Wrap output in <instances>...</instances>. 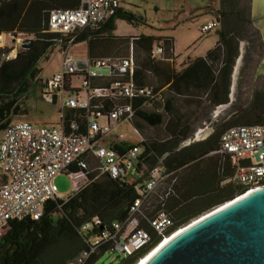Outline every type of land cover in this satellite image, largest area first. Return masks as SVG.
Listing matches in <instances>:
<instances>
[{"label": "trees", "instance_id": "obj_1", "mask_svg": "<svg viewBox=\"0 0 264 264\" xmlns=\"http://www.w3.org/2000/svg\"><path fill=\"white\" fill-rule=\"evenodd\" d=\"M83 1L0 0V34L16 31L33 35L37 39L33 47L20 50L17 58L12 60L7 59L9 50L0 48V132L4 133L14 124L15 117L29 116L37 110V104L30 106L29 102L32 97L36 95L38 99L41 94L37 79L42 74L41 63L49 60L52 49L64 41L61 36L47 32L51 13L78 9ZM219 1L221 9L218 20L221 29L218 32V44L205 57L189 59L180 71L172 65L173 39L164 40L165 54L167 49L168 55L162 59H153L152 52L157 39L148 36L132 38L138 67L135 82L150 86L148 83L151 75H155L163 79L159 82L162 88L169 86L170 91L176 94L194 96L193 90L202 91L198 96H205L212 103L208 111L227 101L229 76L238 57L239 42L241 39L259 36L257 29L252 31L253 24L248 10L242 6L243 0ZM118 20L134 23L137 18L121 8L109 22L89 33L92 36L90 41L89 35L84 34L76 43L87 42L91 58L108 54L98 52L99 48L106 47L109 50L108 47L119 49L126 43L130 45L129 38L112 35L117 29ZM104 41H108L105 46L102 44ZM258 44V48L261 47V42ZM173 103L174 99L169 97V113L173 111ZM85 117L84 110L72 109L66 112L65 118L67 123H82L81 129L84 131ZM140 117L152 127L163 124L161 113L142 112ZM200 124H182L179 120L170 136L161 142L146 143L140 163L132 175L134 181L114 180L108 175L90 173L89 184L79 194L68 200L48 202L41 220L12 222L6 234L0 238V264H69L88 248L86 240L99 233L95 229L83 234L82 226L96 218L105 223H125L130 220L132 208L139 199L137 185L143 184L159 166L173 174L143 203L138 213H144L145 218L138 219L137 227L149 232L153 242L129 258L119 255L123 259L120 264H138L162 242V237L150 223L159 215L166 214L172 220V233L244 195L245 190L232 183H224L234 174L230 159L216 153L224 132L188 145L183 144L193 139ZM240 125H264V94L261 91L256 93L254 104L238 115L232 127ZM119 147L128 149L131 144L118 145V150ZM144 163L147 165L145 172ZM74 170L80 171L77 166ZM109 251L101 250L87 264L96 263Z\"/></svg>", "mask_w": 264, "mask_h": 264}, {"label": "built area", "instance_id": "obj_2", "mask_svg": "<svg viewBox=\"0 0 264 264\" xmlns=\"http://www.w3.org/2000/svg\"><path fill=\"white\" fill-rule=\"evenodd\" d=\"M122 8V0H84L75 10H58L51 13L48 33L61 36L57 44L63 53L60 72L51 78L41 79V96L48 103L61 101L60 121L54 126L38 127L30 122L10 125L0 141V238L14 221H39L45 214L48 202L65 200L60 197L56 178L66 175L73 182L71 194H79L89 184V174L98 172L114 180L134 181L132 175L145 151L146 139L133 143L122 139L117 129L125 122L139 121L140 113L169 114L167 91L169 87L155 88L135 82L137 64L134 50L127 57L75 58L70 48L84 35L89 34L114 18ZM220 27L217 19L202 26V35ZM37 39L19 32L0 34V48L8 49L7 59L17 58L20 50H28ZM134 47V41L131 42ZM134 49V48H133ZM15 54V56H13ZM165 56L163 46L154 49L152 58ZM161 58V59H162ZM84 110L82 123L66 121V112ZM107 120L101 124L100 120ZM131 144L120 150L118 145ZM230 159L233 176L224 183H232L246 193L264 187V125H240L229 128L221 137L219 151ZM92 163H96L94 169ZM78 167L80 171L74 170ZM173 173L159 166L143 184L137 185L139 199L125 223H105L99 218L86 223L81 233L98 229L99 233L86 240L88 248L69 264H87L93 255L107 249L129 258L149 247L152 236L144 229L127 227L136 223L132 217L140 213L143 203ZM85 179V184L82 181ZM245 193V194H246ZM162 241L173 235L174 223L166 214L151 222Z\"/></svg>", "mask_w": 264, "mask_h": 264}, {"label": "rangeland", "instance_id": "obj_3", "mask_svg": "<svg viewBox=\"0 0 264 264\" xmlns=\"http://www.w3.org/2000/svg\"><path fill=\"white\" fill-rule=\"evenodd\" d=\"M122 2V8L129 14L136 16L137 20L134 23L118 20L117 29L112 35L119 38H129L131 40L130 45L126 43L120 46V51L112 47H108L109 50L106 47L99 48L98 52H106L108 54L104 56L100 55L96 58L127 57L131 54L132 50H134L136 56V47L134 46V49L131 47V42L134 41L132 38L141 36L153 37L157 39L155 49L160 46L165 48L164 40L171 38L175 41L174 61L172 65L180 71L189 59L195 60L205 57L219 42L218 32L221 26L208 35H202L201 33L202 26L214 19L218 20V13L221 9L219 0H122ZM242 6L248 10L253 24V0H243ZM254 28L253 25L252 31H255ZM257 36L259 38L253 36L252 38L241 39L239 42L238 57L229 76L230 85L227 101L214 106L213 110L208 111V107L212 103L205 96H198L202 91L193 90V96L179 95L169 89L167 91L168 97L174 99L173 111L168 115L163 114V124L158 127H152L141 118L135 124L125 122L123 126L117 129V132L122 134V139L133 143H140L142 137L137 131V128H139L142 136L147 141L146 143L149 141L161 142L162 139L170 136V132L179 120L182 124L189 125L200 122L201 124L193 134V137L198 135L200 131H203L201 134L203 139H207L219 132H225L231 128L233 123L238 119V115L247 111L254 104L256 93L261 91L264 94V75L258 74L264 59V47L259 32H257ZM258 42H261V47L259 48ZM107 43L108 41L102 42L104 46ZM167 51L166 49V56L168 55ZM69 55L75 58L87 57L89 55L88 43H76L70 48ZM161 58L162 56L159 55L158 59ZM62 62L63 53L57 45L52 49L49 60L41 63L42 74L38 75L37 78L39 89L41 88V79L51 78L60 72ZM162 80L159 76L151 75L148 85L162 88V85L159 83ZM29 103L30 106L31 104L33 106L37 104V110L29 116L15 117L13 120L14 124L31 122L41 126L59 123L61 101H57L54 105L44 100L40 94L38 99L36 95L32 97ZM100 123L107 124V120L101 119ZM2 137L3 133L0 132V140ZM187 143H190V141L187 140L183 144L187 145ZM95 166L96 163H92L91 168L94 169ZM145 168H147V165L144 163V172ZM93 174L98 175V172H94ZM55 182L59 188L60 197L66 199V195L71 194L73 189L72 180L66 175H60L56 178ZM82 182L84 185L85 179ZM143 214H136L132 217L133 220H136V223H132L127 227V234L134 227L138 226V219L140 217L145 218ZM122 260L118 253L109 251L94 264H120Z\"/></svg>", "mask_w": 264, "mask_h": 264}, {"label": "water", "instance_id": "obj_4", "mask_svg": "<svg viewBox=\"0 0 264 264\" xmlns=\"http://www.w3.org/2000/svg\"><path fill=\"white\" fill-rule=\"evenodd\" d=\"M252 20L264 45V0H253ZM259 73L264 75V59ZM202 133L190 143L204 140ZM163 242L140 264H264V187L215 208Z\"/></svg>", "mask_w": 264, "mask_h": 264}, {"label": "bare ground", "instance_id": "obj_5", "mask_svg": "<svg viewBox=\"0 0 264 264\" xmlns=\"http://www.w3.org/2000/svg\"><path fill=\"white\" fill-rule=\"evenodd\" d=\"M171 236H172V235L166 237L163 241H164V242L169 241V239H170ZM163 241H162V242H163ZM162 242H161V243H162ZM164 242H163V243H164ZM153 250H154V249H153ZM147 256H148V255H147ZM144 259H145V258L142 259V262H141V263H143ZM138 264H140V263H138Z\"/></svg>", "mask_w": 264, "mask_h": 264}, {"label": "crops", "instance_id": "obj_6", "mask_svg": "<svg viewBox=\"0 0 264 264\" xmlns=\"http://www.w3.org/2000/svg\"><path fill=\"white\" fill-rule=\"evenodd\" d=\"M174 60H172V62H173ZM166 87H169V86H166Z\"/></svg>", "mask_w": 264, "mask_h": 264}, {"label": "flooded vegetation", "instance_id": "obj_7", "mask_svg": "<svg viewBox=\"0 0 264 264\" xmlns=\"http://www.w3.org/2000/svg\"><path fill=\"white\" fill-rule=\"evenodd\" d=\"M263 47H264V45H263ZM263 86H264V82H263Z\"/></svg>", "mask_w": 264, "mask_h": 264}]
</instances>
